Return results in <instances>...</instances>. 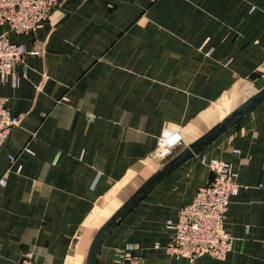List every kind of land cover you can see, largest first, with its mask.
I'll list each match as a JSON object with an SVG mask.
<instances>
[{
	"label": "crops",
	"instance_id": "crops-1",
	"mask_svg": "<svg viewBox=\"0 0 264 264\" xmlns=\"http://www.w3.org/2000/svg\"><path fill=\"white\" fill-rule=\"evenodd\" d=\"M32 35L0 36L27 54L0 96L19 117L0 147V264H264V101L196 155L149 179L264 91V0H59ZM29 52H36L30 54ZM163 130L182 144L154 160ZM14 158V162L9 161ZM229 163L238 194L222 260L163 250L178 210Z\"/></svg>",
	"mask_w": 264,
	"mask_h": 264
},
{
	"label": "built area",
	"instance_id": "built-area-1",
	"mask_svg": "<svg viewBox=\"0 0 264 264\" xmlns=\"http://www.w3.org/2000/svg\"><path fill=\"white\" fill-rule=\"evenodd\" d=\"M60 9L59 0H0V26H6L16 35H32L36 28L51 22ZM36 54V52H29ZM27 51L18 43L11 42L6 35L0 36V85L7 80L17 84L15 65L22 63ZM19 123L7 107L6 99L0 96V147ZM182 144L178 131L163 130L158 138L157 149L152 157L159 163L170 159L175 148ZM11 163L13 157H9ZM209 172V182L200 187L189 205L178 210L176 222L167 221L166 227L173 232L171 241L163 247L166 255L175 259L193 262L199 257L210 256L224 259L233 248V239L224 227L225 215L232 197L239 187L236 175L229 163L210 159L202 160ZM6 175L0 179L5 187ZM131 264H141L135 257H126ZM17 264H34L30 256L22 257Z\"/></svg>",
	"mask_w": 264,
	"mask_h": 264
},
{
	"label": "water",
	"instance_id": "water-1",
	"mask_svg": "<svg viewBox=\"0 0 264 264\" xmlns=\"http://www.w3.org/2000/svg\"><path fill=\"white\" fill-rule=\"evenodd\" d=\"M260 101H264V91L262 93H259L257 96H255L253 99H251L247 104L242 105L241 107L237 108L235 111L231 112L229 115H227L220 123H218L209 133L201 137V139L197 140L193 144H191L189 147L186 148V150L182 153L180 157L172 161L169 165H167L165 168L161 169L154 177L149 179L142 187L139 189V191L132 196L127 203H125L121 209L108 221V223L105 225L104 230L109 231V229L113 228L114 225L117 223V221L122 218L125 213L135 205V203L143 198L145 194L149 191L151 188V185L154 183V181L160 176L163 175L164 172L178 166L180 163H182L185 159L191 157L192 155L198 154V152L207 145L208 143L215 140L219 135H221L225 130L235 125L239 120L244 116V114L249 111V109L255 107L259 104Z\"/></svg>",
	"mask_w": 264,
	"mask_h": 264
}]
</instances>
